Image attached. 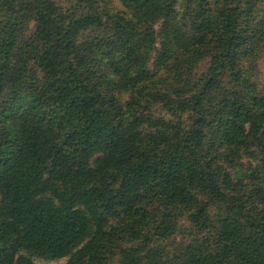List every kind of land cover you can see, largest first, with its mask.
Listing matches in <instances>:
<instances>
[{"label":"trees","instance_id":"trees-1","mask_svg":"<svg viewBox=\"0 0 264 264\" xmlns=\"http://www.w3.org/2000/svg\"><path fill=\"white\" fill-rule=\"evenodd\" d=\"M102 2L0 0V264H264V97L226 89L264 39L262 1ZM158 39L157 69L208 62L173 96L148 68ZM184 212L206 245L150 248Z\"/></svg>","mask_w":264,"mask_h":264},{"label":"rangeland","instance_id":"rangeland-1","mask_svg":"<svg viewBox=\"0 0 264 264\" xmlns=\"http://www.w3.org/2000/svg\"><path fill=\"white\" fill-rule=\"evenodd\" d=\"M58 4L59 8H68L71 5V0H53ZM110 0H104L100 5H104L106 9L112 6L109 2ZM181 2V0H179ZM259 2L258 7L256 8V16L257 19L254 21L255 29L261 28L264 30L263 25L261 23L264 21V0ZM181 4V3H180ZM185 4V2H183ZM178 12V21H181L182 15H185L187 12L186 8L179 7L177 9ZM186 16V15H185ZM187 16L185 18V28H189ZM160 25L157 24L154 26L157 33H159ZM262 35L259 36L257 39L259 40L258 44H254L252 39L251 45L246 49L249 50L248 55H246L242 61V71L240 74V78H228V83L226 89L228 91H242L246 92L245 95L251 93L249 85H251L252 89L256 91V93L262 95L264 97V39L263 33L260 32ZM253 35V33H252ZM254 36V35H253ZM162 48L161 40L158 39L156 42V46L154 51L149 56V65L148 68L151 72L155 75L156 81V92L160 91L162 94H168L169 96H173V92L175 88H188V85L195 84L198 79L201 77L203 73L206 72L208 68V62H202L194 67L192 71L189 68H177V65L174 61L168 63L167 66H163L159 69L156 67V61L158 55L160 54V50ZM190 72V73H189ZM228 75H231L229 73ZM183 82L189 83H182L181 86L178 87V82L181 80ZM154 79V80H155ZM246 85V87L244 86ZM151 92H154L152 90ZM154 113L158 114V116L170 119L169 115L162 107H157L154 110ZM178 118L174 120L177 124H180L181 127L185 128L189 125V120L191 118V114L188 113H177ZM239 159L235 160L236 168L233 170L232 175L235 177V180H241L244 184H250L251 174L253 173L256 166H258V162L256 160L257 155L255 153H250L246 151H242L238 154ZM245 180H244V179ZM256 185L260 187L264 183V176L261 174L260 182L255 180ZM264 189V186H262ZM264 192V190H263ZM210 212L213 216L218 213L217 208H210ZM188 213L184 212L181 214L175 223L174 231L171 236L167 239L164 238H157L153 236L154 234V227L155 225H151L149 227V232L151 234L149 247L164 252V257L166 258H176L177 256H181L183 253L186 252L187 247H198L199 245H206L204 238L197 239L191 232V226L187 219ZM115 261L117 257H114ZM67 259L59 260V261H46L42 259H35L36 264H66ZM113 262V261H111Z\"/></svg>","mask_w":264,"mask_h":264}]
</instances>
